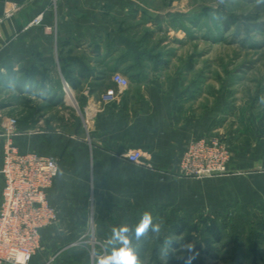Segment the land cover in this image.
Segmentation results:
<instances>
[{
	"label": "crops",
	"instance_id": "obj_1",
	"mask_svg": "<svg viewBox=\"0 0 264 264\" xmlns=\"http://www.w3.org/2000/svg\"><path fill=\"white\" fill-rule=\"evenodd\" d=\"M124 1L0 0V69L21 80L25 74L30 88L67 84L81 112L80 129H25L14 138L21 151L59 160L47 191L58 220L42 230L45 245L112 234L143 205L210 209L223 194L217 179L187 178L181 169L193 141L218 134L217 104L197 98L182 71L148 67L146 51L125 26L131 15L123 9L131 5ZM40 13L43 23L25 28ZM116 73L131 83L111 97ZM257 120L233 133L230 206L257 219L264 232V116ZM135 149L144 153L139 163L127 159Z\"/></svg>",
	"mask_w": 264,
	"mask_h": 264
},
{
	"label": "rangeland",
	"instance_id": "obj_2",
	"mask_svg": "<svg viewBox=\"0 0 264 264\" xmlns=\"http://www.w3.org/2000/svg\"><path fill=\"white\" fill-rule=\"evenodd\" d=\"M124 3L131 5L123 9V15H131L125 26L146 51L148 67L161 65L171 75L182 71L188 86L194 85L197 98L217 104L218 134L203 140L216 139L228 153L222 172L195 177L182 170L187 178L217 179L223 191L217 206L182 211L170 205H143L129 210L123 225L134 229L145 212L160 225L159 232L150 229L139 239L131 236L139 264H184L181 258L188 255L189 247L195 250L190 264H264V232L257 219L244 218L230 206L233 133L258 125L255 119L264 116V0ZM25 76L21 80L18 72L0 69V132H4L3 117L17 119L13 140L25 129L65 132L81 128L80 107L71 94L58 83L53 90L38 82L30 88ZM4 141L0 137V155ZM111 236L84 234L82 245L42 242L29 264H97L98 256L110 254Z\"/></svg>",
	"mask_w": 264,
	"mask_h": 264
},
{
	"label": "built area",
	"instance_id": "obj_3",
	"mask_svg": "<svg viewBox=\"0 0 264 264\" xmlns=\"http://www.w3.org/2000/svg\"><path fill=\"white\" fill-rule=\"evenodd\" d=\"M43 23V13L25 28ZM1 35V32H0ZM117 89L107 90L115 97L129 88V79L121 73L113 76ZM67 84L65 91L68 89ZM17 119L8 117L3 125V152L0 155V264H17L26 258L29 264L42 243V230L58 220L56 209L47 201V191L59 173V160L36 152L21 151L12 136ZM144 157L140 149L128 153L127 159L139 163ZM228 153L214 139L193 141L185 151L181 169L186 175L201 177L226 169Z\"/></svg>",
	"mask_w": 264,
	"mask_h": 264
},
{
	"label": "clouds",
	"instance_id": "obj_4",
	"mask_svg": "<svg viewBox=\"0 0 264 264\" xmlns=\"http://www.w3.org/2000/svg\"><path fill=\"white\" fill-rule=\"evenodd\" d=\"M151 229L153 232L160 231V225L153 223V217L150 213L142 214L139 223L134 229L128 225H121L113 229L112 236L108 240V245L112 250L108 255H100L97 258V264H139L134 248L131 243V236L134 234L137 239L143 236ZM195 258V250L188 248V255L182 257L184 264H190ZM17 264H26V258L19 259Z\"/></svg>",
	"mask_w": 264,
	"mask_h": 264
}]
</instances>
